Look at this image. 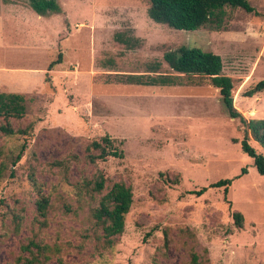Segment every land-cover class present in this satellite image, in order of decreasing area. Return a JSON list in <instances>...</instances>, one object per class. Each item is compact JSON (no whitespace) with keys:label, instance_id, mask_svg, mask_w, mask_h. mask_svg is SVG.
I'll use <instances>...</instances> for the list:
<instances>
[{"label":"rangeland","instance_id":"obj_1","mask_svg":"<svg viewBox=\"0 0 264 264\" xmlns=\"http://www.w3.org/2000/svg\"><path fill=\"white\" fill-rule=\"evenodd\" d=\"M248 1L256 13L230 10L224 29L183 30L153 21L149 0H57L62 12L47 17L28 0H0V91L26 97V114L11 125L32 123L26 135L0 132V264H26L30 238L49 247L46 264H192L191 252L197 264H264V175L218 89L202 78L175 86L105 80L158 62L157 72H172L166 50L200 47L242 79L233 91L240 113L264 118V91L245 94L264 78V0ZM106 134L122 141L124 156L88 163L85 145ZM98 172L107 186L123 180L133 192L112 247L101 245L90 216L99 194L76 191ZM220 179H231L226 195L209 187ZM38 191L49 199L45 217Z\"/></svg>","mask_w":264,"mask_h":264},{"label":"trees","instance_id":"obj_2","mask_svg":"<svg viewBox=\"0 0 264 264\" xmlns=\"http://www.w3.org/2000/svg\"><path fill=\"white\" fill-rule=\"evenodd\" d=\"M28 4L30 8L42 16L62 12L57 0H28ZM238 8L246 12L256 13L248 0H149L147 14L153 21L175 29L196 30L203 27L210 30H220L225 28L228 12ZM61 56V53H58L57 58L49 62L48 71L61 62ZM163 59L172 72H157V69H159L158 62L153 65L155 70H150L148 73L114 74L105 80L106 82L115 81L158 86L197 85L200 78L206 80L204 82L218 89L228 115L238 119L243 125L245 135L241 143L242 149L252 157L257 171L264 175V154L258 152L248 142V139L251 138L264 149V118H247L240 113L234 104L233 91L242 79L224 74L220 55L200 47L180 46L176 49H168L163 53ZM45 81H49L47 73L45 74ZM261 91H264V78L256 82L245 94L252 96ZM26 112L27 104L24 94L0 91V118L5 122L0 124V132L9 136L14 134L26 135L28 130L31 129L32 123L15 129L9 121L11 118L16 120L23 118ZM121 145L122 141L107 134L99 139H93L84 147L85 160L90 164H94L98 160L105 161L109 157L122 158L124 151ZM17 158H20V153L16 156ZM64 160L54 161L51 166L59 167ZM1 172L2 168L0 167V174ZM244 172L245 169L242 170V173ZM34 175L35 173L32 171L29 178L35 185ZM106 182L107 179L104 174L98 172L94 178H84L81 183H76V191L99 194L96 206L90 209V216L96 230L100 231L98 240L101 245L112 247L118 235L124 231L125 215L131 207L133 192L131 186L123 180L114 181L109 186ZM230 183L231 179H220L211 183L209 187H224L226 195ZM206 189V187H203L196 193L200 195ZM38 192L39 198L36 201V207L38 213L45 217L49 199L47 196L42 195L40 191ZM232 216L235 225L241 228L243 226V214L240 211H234ZM20 218L19 216L16 217V224H18L17 221ZM22 248L28 252L26 264H46L48 258H50L47 255L49 247L38 243L33 238H30ZM32 248H35L36 251H33ZM40 256L43 258L40 259ZM191 260L192 264H197V254L195 252H191ZM57 264H63L61 259L57 261Z\"/></svg>","mask_w":264,"mask_h":264},{"label":"crops","instance_id":"obj_3","mask_svg":"<svg viewBox=\"0 0 264 264\" xmlns=\"http://www.w3.org/2000/svg\"><path fill=\"white\" fill-rule=\"evenodd\" d=\"M42 16V15H41ZM47 16H49V15H47ZM47 16H44V17H47ZM41 36V35H40ZM51 62V61H50ZM49 64V63H48ZM48 66V65H47ZM48 71V70H47Z\"/></svg>","mask_w":264,"mask_h":264}]
</instances>
